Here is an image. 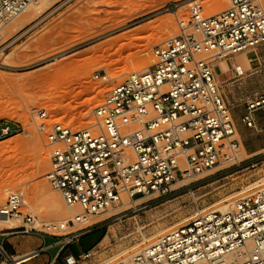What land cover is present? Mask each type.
I'll list each match as a JSON object with an SVG mask.
<instances>
[{"label": "built area", "instance_id": "1", "mask_svg": "<svg viewBox=\"0 0 264 264\" xmlns=\"http://www.w3.org/2000/svg\"><path fill=\"white\" fill-rule=\"evenodd\" d=\"M35 1L0 0V67L10 47L5 27ZM184 5L189 15L178 20V34L153 48L147 70L129 74L109 90L92 111L91 127L73 131L49 122L44 109L34 114L50 150L49 186L87 217L120 208L124 198L167 196L177 181L217 166L239 165L231 110L212 63L264 44V7L261 0H229L226 9L203 16L191 0L163 11L176 13ZM234 72L236 79L243 75L239 66ZM261 104L264 98L248 105L242 118L247 127H255L253 112ZM18 132L17 126L1 123L0 141ZM22 205L21 194L13 193L0 216L18 217ZM144 208L140 204L136 210ZM25 221L32 223V217ZM77 262L76 256L65 258V264ZM113 264H264V181L246 186L226 210L201 211Z\"/></svg>", "mask_w": 264, "mask_h": 264}, {"label": "rangeland", "instance_id": "2", "mask_svg": "<svg viewBox=\"0 0 264 264\" xmlns=\"http://www.w3.org/2000/svg\"><path fill=\"white\" fill-rule=\"evenodd\" d=\"M188 1L191 0H54L12 35L4 31V40L9 39L10 47L0 67V124L17 126L20 132L0 141V188L4 196L0 208L13 193L21 194L23 205L21 226L0 229V264H9L30 252L38 256L27 264H50L52 258L45 252L54 254L62 248L63 256L55 264H65L70 255L78 257L77 264L127 260L161 235L188 223L195 214L219 210L246 186L264 181V104L253 113L256 127L242 122L248 105H256L264 98L263 44L247 51L251 53L250 60L246 57L245 63H240L243 75L228 82L235 81L234 89L228 87V105L239 119L237 122L234 118L238 133L235 139L240 144L239 165H220L193 177V181L175 183L171 194L143 199L140 203L146 208L142 210H136L140 203L124 204L110 213L89 217L96 223L80 229L59 232L56 228H32L35 222L56 225L64 217L56 222L50 219L45 188L56 194L64 210L68 207L46 180L50 150L45 136L37 131L35 112L44 109L49 122L73 131L91 127L92 111L103 103L109 90L121 83L131 68H138L142 62L150 67L153 48L177 35L178 20L189 15L187 5L176 13L164 12L163 8ZM192 1L203 16L216 14L217 0ZM222 2V7L227 3V8L228 0ZM239 55L223 60L242 62L244 58L239 59ZM95 75L99 78L95 79ZM89 104L92 108L88 110ZM255 150L254 154L250 152ZM27 216L32 217V223L25 221ZM38 246L46 250L36 249Z\"/></svg>", "mask_w": 264, "mask_h": 264}, {"label": "bare ground", "instance_id": "3", "mask_svg": "<svg viewBox=\"0 0 264 264\" xmlns=\"http://www.w3.org/2000/svg\"><path fill=\"white\" fill-rule=\"evenodd\" d=\"M53 1L54 0H36L23 14H21L19 17H17L12 22H10L5 27L6 30L4 29V31L6 32V34L12 35L16 28L21 27L24 24H27L30 21V18H32L35 14L42 12V10H44L46 7H48V5H50ZM223 2H222V0H217L219 9L218 8L216 9V11H215L216 13H218V10L220 12V10L222 11V9L224 7L226 8V4L227 3H224L225 6L222 7ZM261 2H262V0H261ZM228 4H229V0H228ZM209 14H211V13H209ZM14 21H15V23L12 26L11 24ZM4 31H3V34H4ZM75 37H73V38H75ZM76 38H80V36H78ZM76 38H75V40H76ZM250 54L251 53H247V59L246 60H250L249 59ZM51 64H53V62L50 63L49 65H51ZM139 67H142V68L140 69ZM139 67L138 68H136V67L131 68L130 70L127 71V73H130V74L141 73V72H143V71H145V70H147L149 68L147 66V64L144 63V62H142ZM228 67H229V65H228ZM106 79H109V78L106 77ZM90 108H92L91 105L90 104L87 105V109L89 110ZM236 135L238 136L237 132L235 133V136ZM4 143H6V142H4ZM37 143H38V145L40 144L39 142H37ZM37 147H39V146H37ZM45 163H46V159L44 158L42 164L44 165ZM201 176H204V175H201ZM193 180H195V178L194 179L190 178V179H185V180H179V181H177L176 185H182V184H184L186 182H190V181H193ZM45 189H46L45 190L46 194H48L47 195L48 197L46 196L48 199L47 198L46 199H47V202H48L47 203V206H48L47 208H48V215L50 216V219L51 218H55L54 222H56L57 218H59V220H60V217H62V215H64V217H63L62 220H60V222L58 224L53 225V226H52V224H49V222L45 223V224L44 223L42 224L41 222H39V223L38 222H35V223L33 222L34 223L32 225L33 227L32 226H30V227H32V228L35 227V228H37V230L40 229V228L38 229V227H43L46 230H52V228H56V230L58 229V231L60 232V230L61 231H64V230L66 231L67 229L76 230V229H80V228H82V227H84L86 225H92V224L96 223V220H94L93 218H92L93 220H91L89 217L84 215V213L77 206L67 207L66 210H64L62 205H61V202L58 199V197L56 196V194L49 193L50 190L47 189V188H45ZM3 197H4L3 196V192L1 191V188H0V201L3 199ZM143 199H145V198H142V199H139V200H135V201H130L127 198H124L123 202H124L125 205L129 204L128 206H130V205L136 206ZM230 204L231 203H229L227 205L220 206L218 209L221 210V211H224L230 206ZM20 223H21V219H20L19 216L15 217V218H10V219L0 216V229H2V230H4V229H17V228H19L21 226ZM25 227H26V225H25ZM170 229H172V228H170ZM165 232H166V230H165ZM29 257H30V255H25V256H22V257H18L16 259L22 260L20 263H23V262H26L27 260H29ZM131 257L132 256H129L126 259H129ZM20 263H18V264H20Z\"/></svg>", "mask_w": 264, "mask_h": 264}, {"label": "crops", "instance_id": "4", "mask_svg": "<svg viewBox=\"0 0 264 264\" xmlns=\"http://www.w3.org/2000/svg\"><path fill=\"white\" fill-rule=\"evenodd\" d=\"M239 55V54H238ZM240 57L244 58L242 60V62L239 60L235 63L230 62L228 59H221L218 61H215L212 63V68H213V73H214V78H215V82L218 86L219 92L220 94L223 96V98L225 99L226 103L228 104V87H231L232 89H234V82L228 83L229 81H231L232 79H236V75L234 72V67L235 66H239L242 71H243V66L242 64L245 63V58L247 57V51L240 53V55L238 56V58L240 59ZM223 60V61H222ZM242 63V64H240ZM229 65V67H228ZM250 65V62H249ZM238 79V78H237ZM255 112V110H254ZM253 112V113H254ZM231 115H232V119L234 121V118L236 119V121L238 122V115L235 112L231 111ZM244 116V115H243ZM243 118V117H242ZM254 118V117H253ZM255 121V120H254ZM234 126H235V130H237V126L235 124L234 121ZM255 127H256V123H255ZM244 148L246 150H248V147L246 145H244ZM252 154L256 153L257 150L255 151H250ZM36 249H40L42 252L46 250V248H42L41 246H38ZM63 248L61 250H59L56 253H52L51 251H47L45 252L46 255H50L52 258V261L50 264H55L57 262L58 259H60L63 256ZM32 255L34 254L33 252L18 256V257H22L25 255ZM45 254H43V257H47ZM38 256V254H35L34 256L30 257L29 260H27L26 262L20 263V264H27L29 261L33 260L34 257Z\"/></svg>", "mask_w": 264, "mask_h": 264}, {"label": "water", "instance_id": "5", "mask_svg": "<svg viewBox=\"0 0 264 264\" xmlns=\"http://www.w3.org/2000/svg\"><path fill=\"white\" fill-rule=\"evenodd\" d=\"M35 254H37V253H34V254L30 255V257L34 256ZM30 257H29V258H30ZM21 261H22V260H20V259H15V260L11 261L9 264H18V263H20Z\"/></svg>", "mask_w": 264, "mask_h": 264}]
</instances>
